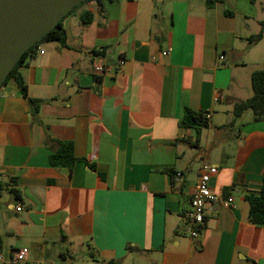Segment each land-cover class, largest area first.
Instances as JSON below:
<instances>
[{"label":"crops","instance_id":"crops-1","mask_svg":"<svg viewBox=\"0 0 264 264\" xmlns=\"http://www.w3.org/2000/svg\"><path fill=\"white\" fill-rule=\"evenodd\" d=\"M263 20L264 0H89L71 12L65 40L20 68L39 104L13 79L0 88V264H72L78 252L99 264H264L247 199L264 184V119L233 113L252 95L248 62L264 61V37L248 40ZM96 57L111 71L95 75ZM186 108L207 124L182 127ZM69 142L74 160L52 161ZM203 162L218 167L212 191L234 200L208 203L193 237Z\"/></svg>","mask_w":264,"mask_h":264},{"label":"water","instance_id":"water-1","mask_svg":"<svg viewBox=\"0 0 264 264\" xmlns=\"http://www.w3.org/2000/svg\"><path fill=\"white\" fill-rule=\"evenodd\" d=\"M85 0H0V88L23 54Z\"/></svg>","mask_w":264,"mask_h":264},{"label":"trees","instance_id":"trees-1","mask_svg":"<svg viewBox=\"0 0 264 264\" xmlns=\"http://www.w3.org/2000/svg\"><path fill=\"white\" fill-rule=\"evenodd\" d=\"M89 0H85L81 4L74 7L64 18L47 34L45 35L39 42L32 45L21 57V59L17 62L15 67L12 69L10 74L7 76L3 85H5L10 80H15L24 95V97L28 98L30 103L33 105H38L40 100L30 98L27 91V86L24 82L22 74L20 72V68L24 66L29 59L33 58L40 47V45L48 40H60L64 41L66 38V31L63 27L64 19L73 12L76 8H78L83 3ZM114 0H98L99 4L103 7L105 3L112 2ZM92 16L89 15L85 20L88 22L91 20ZM264 37V20L261 21V29L258 33L251 35L248 40L250 43H257L261 41ZM252 82V90L253 93L250 97L235 102L233 113L235 118H239L246 110H251L254 113L256 119H264V67L258 68L252 72L251 75ZM208 118L207 115L202 112L194 111L190 108H186L184 111V116L181 121L182 127H196L201 128L207 124ZM69 157L71 161L74 160L73 154V145L72 143H60L59 148L52 155V161H59L61 163L64 162L65 158ZM17 192L16 189H14ZM247 199L250 202V215L251 219L258 224L264 223V184L258 193L249 192L247 194ZM108 264H118L116 262L110 261Z\"/></svg>","mask_w":264,"mask_h":264},{"label":"built area","instance_id":"built-area-1","mask_svg":"<svg viewBox=\"0 0 264 264\" xmlns=\"http://www.w3.org/2000/svg\"><path fill=\"white\" fill-rule=\"evenodd\" d=\"M171 48L163 51L162 54H168ZM37 53H43V51H37ZM220 59H224L223 55H220ZM125 64V59H120L116 68H121ZM93 73L101 76L111 71V67L106 63L103 57H96L92 62ZM210 115L207 114V118ZM218 173V167L209 162H203L200 167L199 179L191 197V212H190V234L196 237L199 234L200 228L204 226L205 222V209L208 203H219L224 207H231L233 205V197H221L214 193L210 187V181L213 176ZM22 209V206L17 208ZM28 254L27 247H21L16 249L13 253V262L20 263L24 261ZM1 258V257H0ZM40 264H44L40 262Z\"/></svg>","mask_w":264,"mask_h":264},{"label":"rangeland","instance_id":"rangeland-1","mask_svg":"<svg viewBox=\"0 0 264 264\" xmlns=\"http://www.w3.org/2000/svg\"><path fill=\"white\" fill-rule=\"evenodd\" d=\"M261 27L259 26L257 31H255L254 34L258 33L260 31ZM259 47H263L264 45V39L262 40V42L259 44ZM258 50H255V52H257ZM264 67V61H261L258 64H254L252 62H248V69L249 72H252L253 70H256L258 68H262ZM249 89H250V94H252V88H251V77H250V85H249ZM250 112H252L251 110H249ZM72 264H99L96 261L93 260V258H91L89 255H84L80 252L76 253L75 255H73Z\"/></svg>","mask_w":264,"mask_h":264}]
</instances>
